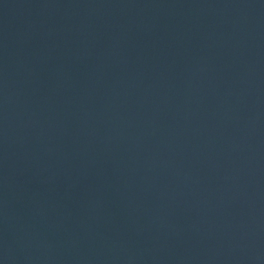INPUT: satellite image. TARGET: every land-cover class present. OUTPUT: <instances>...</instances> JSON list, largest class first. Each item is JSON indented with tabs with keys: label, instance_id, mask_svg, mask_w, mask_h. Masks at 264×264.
<instances>
[{
	"label": "water",
	"instance_id": "1",
	"mask_svg": "<svg viewBox=\"0 0 264 264\" xmlns=\"http://www.w3.org/2000/svg\"><path fill=\"white\" fill-rule=\"evenodd\" d=\"M0 264H264V0H0Z\"/></svg>",
	"mask_w": 264,
	"mask_h": 264
}]
</instances>
